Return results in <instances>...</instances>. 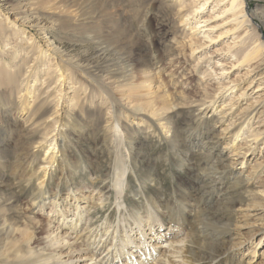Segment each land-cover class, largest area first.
Returning a JSON list of instances; mask_svg holds the SVG:
<instances>
[{
	"label": "bare ground",
	"instance_id": "1",
	"mask_svg": "<svg viewBox=\"0 0 264 264\" xmlns=\"http://www.w3.org/2000/svg\"><path fill=\"white\" fill-rule=\"evenodd\" d=\"M154 1H157L158 5L152 4V0H0V16L3 17L0 20V46L1 44L8 45L11 40L15 42L19 38L27 44L28 48L34 47L25 27L35 28L51 46L54 54L64 57L68 64L74 65L82 72H88L89 77L95 79L97 75H107L109 78L124 82L128 92L127 105L133 104L131 112L134 114L145 112L141 117L145 118L146 125L141 128L139 125L123 124L121 118L125 116L119 111L115 118L116 126L110 127L111 139L105 134H101L98 138L93 136V133L99 132L98 128H100L99 124L94 123L95 116L85 118L86 123L78 116L66 114L67 120L70 118V121L65 120L62 127L71 123L78 128L87 125L86 145L92 149L93 153L98 146L106 152L107 161L103 171H101L103 163L100 164L99 160H94L93 164L88 163L91 167L90 172L97 177L96 184L93 181L90 185L93 190H98L99 194H107L105 192L107 186L98 185L110 174H114L110 187L117 200V209L121 207L122 202L118 200L122 198L125 188L135 189L134 195L144 196L146 202L132 204L131 221L134 227H131L127 219L119 218L112 227L113 229L110 230L111 225H107L102 231L99 232V229L96 232H99L96 242H90L87 235L85 240L88 243L85 249L94 255L95 250H98L97 245L101 244L99 248L103 247V250L99 259L105 262L110 261L112 264L113 260L120 258L125 251L140 245L135 238V233H132L135 228H138L139 238L145 241L147 230L152 231L153 228H161L168 223L169 229L175 227L176 232L183 233L181 238L171 242L177 243L178 247L171 253L177 260L169 261L170 263L233 264L229 252L220 247L222 239L230 231L228 225H223L222 221L230 209L231 204L227 203L232 200L233 195H229L228 189H223L221 186L232 172L227 166H217L222 163V152L215 138L211 136V120L207 118V113L213 109L216 100L212 94H203V100L208 101L202 100L203 102L199 104L201 106L206 104V106L194 114L196 109H174L175 104L171 103L166 95L162 97L160 103L151 97L142 99L137 96L142 88L148 89L146 96L152 95L148 84L144 85L148 79L138 85L134 83L137 72L146 75L154 70L158 63L152 37L156 32L162 31L163 27L170 29L172 33L176 32L178 29L176 20L182 17L180 22L184 24L193 13L192 11L198 9L195 5L188 13H184L182 9L186 5H184L185 0ZM225 6L232 12L233 21L236 22L235 27L251 21L252 14H249L247 7H244V0H226ZM49 10L52 12H48ZM8 11H13L14 15L19 16L21 26H17V29L14 28L17 25L15 20H7ZM153 20L156 21L155 25H153ZM8 30H11L12 37L6 33ZM244 32L245 30H242L237 37L243 38L241 33ZM248 40L250 43L247 46L242 44L235 48L233 56L237 58L236 62L241 60L249 62L256 58L264 60L263 41L256 34L250 36ZM38 47L36 45L38 52L33 61L44 59L49 55L48 50L43 51ZM1 48L0 264H53V262L69 264L73 260L78 261L81 255L62 260V253L59 251L64 243L68 242L65 236L68 235L69 230L76 229L79 225L82 227L81 222L86 218L87 221L90 220L87 208L82 210L77 208L78 201L75 203V213L70 215L69 219V215L61 212V220L55 231L59 228L61 230L55 235H53L54 230L47 235L46 249L35 239V231H28L25 228L19 230L21 219L17 210L19 195L26 194L33 202L38 200L37 205L40 209L45 208L43 204L45 200L51 199L52 209L56 206V194L49 192L53 178L57 179L55 189H61L64 186L69 189L75 184V176L78 174L81 160L75 158L73 152L71 153L74 156L63 155L64 150L60 148V158H57L59 161L46 178L44 165L50 164L54 156L48 153L51 143L41 146L35 153L33 148L42 138L36 136L37 131L22 128V124L17 119L12 120L9 113L11 110L20 112L25 109L29 110L27 97L35 93L36 82L44 83L46 79L38 78L39 74L43 70L44 75H49L47 69L50 66L41 64L46 65L45 69H34V73H31L33 67L27 65L31 57L23 56L29 51L20 48V52L11 56L10 61L7 62L3 57L4 49ZM193 51L190 45L191 54ZM13 52H16L14 47ZM22 52L20 60L15 62ZM54 66L52 72L56 70V65ZM65 72L67 75L63 76V81L59 83H64L69 79V69L63 68L61 74ZM61 76L56 77L55 75V81H58ZM20 77H22L19 83L21 87H18ZM29 77H31L30 81ZM31 81L34 83L29 85ZM76 84L74 79L68 83L69 88L73 90L77 89ZM221 86L222 90L227 85L222 84ZM60 92V88L55 89V93L60 95ZM14 96L17 97V102ZM60 98L57 95L53 96V99H57L55 106ZM70 100V105H75L74 98ZM169 110L171 112H168ZM56 122L49 126H54ZM148 122H157L159 129L164 130V133H169L168 138L163 140L164 147H156L150 134L146 133L150 127ZM18 124H21L20 127ZM43 129L45 131L41 136H47L50 133L47 131V125ZM241 129L242 123L236 130L239 132ZM250 136L255 141L260 133H253ZM9 141H15L12 148L8 145ZM41 155L43 156L40 158ZM8 163L11 164L12 170L18 166L20 175L17 176L16 181L12 178L17 172L11 170L9 175L5 174ZM159 167L169 170L174 167L187 178L181 177L176 180L175 184L164 185L159 181L160 174L157 172ZM39 170H41V177L38 176L39 174L36 175ZM129 173H133L135 178L131 179ZM33 176L36 177L35 180H39L35 186L30 185ZM99 179H101L100 182ZM147 182H153L154 186H150ZM233 183L232 188L235 189L239 183L237 180ZM225 195L229 196L227 200L223 198ZM96 200L101 203L102 196H98ZM127 224L130 226L129 230L126 229ZM120 226L123 229L122 232ZM145 227L148 228L145 229ZM88 228L89 225L80 229V235ZM15 231L19 232V239L11 236ZM95 231L96 228L91 236ZM103 237L105 239L101 241ZM107 238H109L108 243H106ZM130 244L133 246H129ZM91 246L95 247L92 249ZM171 247L174 249L173 246ZM75 251H81V246L72 247L69 255L72 256ZM131 254H133L132 251ZM92 255H89L88 259L92 260ZM122 259H119L120 264H127ZM140 259H137L134 264H142ZM99 261L92 264H100Z\"/></svg>",
	"mask_w": 264,
	"mask_h": 264
},
{
	"label": "rangeland",
	"instance_id": "2",
	"mask_svg": "<svg viewBox=\"0 0 264 264\" xmlns=\"http://www.w3.org/2000/svg\"><path fill=\"white\" fill-rule=\"evenodd\" d=\"M192 2L194 3L192 4ZM152 4L158 5V2L152 0ZM184 5L182 9L184 13H188L191 7L195 5L198 9L192 11L193 13L184 24L180 22L182 17L176 20L178 25L176 32L172 33L170 29L163 27L162 31L156 32L155 36L152 37L158 55V63L154 70L146 75L137 72L134 79V83L137 85L148 79L144 85L148 84L152 95L146 96L145 93L148 92V89L144 88L139 90V95H136L142 99L151 97L158 103L162 102V97L166 95L168 100L175 104L174 109H196L194 114L206 106V104L200 105L203 101H208L203 100V94L213 95L216 102L213 109L207 113V118L211 120V136L215 138L214 140L217 141L222 152V163L217 166H227L232 172L230 177L221 185L223 189H228L227 193L233 195V198L227 203L228 205L231 204L230 209L222 221L223 225H228L230 231L222 241L220 240V247L229 252L233 264H264V60L261 61L256 58L249 62L244 60L236 62L237 58L233 56L235 48L242 44L247 46L250 43L248 38L253 34L259 36L264 43V0H244V7H247L249 14H252L251 21L238 27H235L236 22L233 21L232 12L225 6L226 0H185ZM8 12L7 20H15L17 25L14 28L17 29V26H21L19 16L14 15L13 11ZM48 12H52V10ZM2 19L3 17L0 16V20ZM155 24L156 21L153 20V25ZM25 28L31 38L30 42L33 41L34 43V47L28 48L27 44L19 38L15 42L11 40L8 45L1 44L0 46L2 50L4 49L5 55L3 54V57L9 62L11 56L17 55L18 51L20 52V48L25 49L29 53L27 55H23V52L20 53L15 62L20 60L22 55L26 58L31 57V61L27 64L33 67L31 73H34V69H45V66L48 65L50 66L47 69L49 75H44L43 70L40 72L38 78L46 80L43 84H40L39 81L36 82L35 95L32 93L27 97L29 110L25 109L21 112L11 110L9 117L12 120L17 119L22 124V128L37 131L36 136L42 140L34 146L33 151L35 153L41 146L51 143L48 153L50 156L51 154L54 156L50 164L44 165L46 178L59 161L57 158H60V148L64 150L63 155L72 156L71 152L75 153L73 156L79 161L81 160V164L78 174L75 176V184L69 189L65 186L61 189H55L54 185L57 179L53 178L49 192L56 194V206H53L52 209L51 199L45 200L43 202L45 208L40 209L37 205L38 200L33 202L28 195H19V208L17 209L21 216L19 230L25 228L28 231H35V239L46 249L47 235L53 230V235L61 230L59 228L55 231L61 220V212L69 215V219L70 215L75 213V203L78 201L77 208L81 210L87 208L90 220L87 221L86 218L81 222L82 227L79 225L76 229L69 230L70 232L65 236V240L68 242H65L60 248L59 251L62 253L60 256L62 260H66L81 255L78 261L73 260L69 264H92L100 260L99 256L103 247L100 249L101 244H95L98 246V250H95L94 255H92V252L85 249L88 243L85 237L88 235L90 242H96L99 238V232L103 230L104 226L111 225L110 230L113 229L112 227L119 218L127 219L131 227H134L135 225L131 221L133 217L132 204L136 202L139 204L146 203L145 197L134 195L135 189L125 188L122 198L118 200L120 203L122 202L121 207L117 209V200L110 187L114 174H110L105 181L98 185L100 187L107 186L105 190L107 194H99L98 190H93L90 185L93 181L96 184L97 177L90 172L91 167L88 163L93 164L94 160H99L100 164L103 163L101 169L103 171L107 161L106 152L98 146L93 153L92 149L86 145L85 131L88 130L87 125L78 128L72 123L64 125L65 127H62V124L65 120L70 121V118L67 120L66 114L78 116L84 122H86L85 118L93 115L95 116L94 123L100 126L99 132L93 133V136L98 138L101 134H105L111 139L110 127L116 126L115 118H117L119 111L123 112L125 116V118H121L123 124L127 126L139 125L141 128L146 125L145 118L141 117L145 112H135V114L131 112L133 104L127 105L128 92L124 82L109 78L107 75H97L95 79L89 77L88 72H82L81 69L68 64L64 57L54 54L51 46L35 28ZM242 30H245L244 33H241V37L244 39H239L237 36ZM6 33L12 37L11 30ZM36 45L39 46L40 50H48L49 55L44 59L33 61L38 52ZM190 45L194 49L192 54ZM13 47L16 50L15 53ZM26 48L28 49L26 50ZM41 64L46 65L42 66ZM54 65H56V70L52 72ZM63 68L69 69V79L64 83H59L63 81L62 77L67 75L66 72L61 74ZM58 69L60 70L57 71ZM55 75L56 77L57 75L62 76L58 78V81H55ZM72 79L77 83L76 90L69 88L68 83ZM21 80L22 77L18 81V87H21L19 84ZM28 80L30 81L31 77ZM33 83L31 81L29 85ZM222 84L227 86L221 90ZM59 88L61 89L60 95L55 93V89ZM54 95L61 97L56 106L57 99H53ZM70 98H74L75 105H70ZM14 100L18 101L16 96H14ZM55 122L54 126H49ZM241 123L242 129L237 132L236 129ZM21 124H18V127ZM147 124H150V127L146 133L150 134L155 146L164 147L163 140L168 138L169 133H164V130L159 129L157 122H148ZM45 125H47V131L50 133L47 136H41L42 132L45 131L43 129ZM253 133H260L255 141L250 136ZM14 143L15 141L8 142L10 148ZM6 168L5 174L9 175L12 170L11 164L8 163ZM40 171L36 173V175L39 174V177H41ZM12 172H17L12 178L16 181L17 176L20 175L18 166ZM157 172L160 174L159 181L164 185L175 184L176 180L181 177L187 178L182 172L176 171L174 167L170 170L159 167ZM129 176L131 179L135 178L133 173H129ZM35 178L33 176L30 180V185L35 186L39 182ZM235 180L239 185L233 189L232 185ZM100 181L101 179H99ZM147 184L154 186L153 182H147ZM98 196H102L101 203L96 200ZM228 197V195L223 196L225 200ZM88 225L89 228L80 235V229ZM129 227L127 224L126 229L129 230ZM94 228H96L95 233L100 230L91 236ZM137 229L135 228L132 233H135V238L140 245L133 246L130 244L129 246H133L131 250L125 251V254L117 260L114 259L112 264H120L119 259L122 258L123 262L127 264H134L140 258L142 264H172L170 262L177 260L171 253L175 251L178 244L171 242L181 238L182 232H176L175 227L169 229L167 223L161 228H153L152 231L147 230L145 236L147 239L143 241L139 238ZM120 230L121 232L123 230L121 226ZM11 236L19 239V232L15 231ZM102 239L105 237L100 240L102 241ZM108 242L109 238L106 240V243ZM80 246L81 251H75L72 256L69 255L72 247ZM94 247L91 246L92 249ZM148 249L150 250L149 253ZM89 255L93 256L92 260L88 259ZM99 263L110 264V261L100 260Z\"/></svg>",
	"mask_w": 264,
	"mask_h": 264
}]
</instances>
